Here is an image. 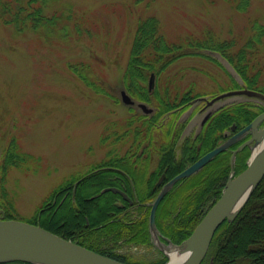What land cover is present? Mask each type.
I'll use <instances>...</instances> for the list:
<instances>
[{
	"label": "rangeland",
	"instance_id": "374dc122",
	"mask_svg": "<svg viewBox=\"0 0 264 264\" xmlns=\"http://www.w3.org/2000/svg\"><path fill=\"white\" fill-rule=\"evenodd\" d=\"M233 1L55 0L54 8L82 16L91 32L82 40L73 39L68 43H56V35L49 42L38 34H17L12 27L0 23V164L13 139L23 152L32 155L22 158L21 165L8 170L4 182L8 196L5 198L12 199L13 205L8 210L1 208L5 217L10 214L24 221L47 223L48 216L57 224L63 222L67 226L69 223L64 222V214L70 210L75 220L85 209L93 218V213L106 207V216L113 202L106 193H116V188L122 190L128 184L116 180L119 185L103 183L98 189L96 184L79 183L86 174L102 167L98 165L106 159L111 147L101 142L107 126L133 114L132 105L122 100L121 91L126 90L123 77L138 20L155 14L161 21L162 31L171 41L182 40L190 34L200 35L206 30H213L221 38H245L255 20L264 25V0H250L244 9H239ZM262 58L264 61V55ZM69 62L90 64L106 92L87 86L68 68ZM221 63L222 67L200 56L183 55L168 67L164 77L158 80L155 76L154 87L158 84L162 88L171 76L183 89L194 83L196 91L206 99L233 85L231 90L248 89L239 75H235L225 62ZM230 75L235 76L240 87L233 83ZM245 98L249 97L229 96L218 104ZM138 109L135 104L134 111L141 112ZM69 182H73L71 206L64 205L69 194L59 192ZM76 182L78 185L74 187ZM80 193L78 203L76 195ZM119 197L117 194L115 198L117 206L121 204L117 200ZM83 198L90 206L83 205ZM73 219L69 222L73 223ZM158 236L161 237L160 233ZM150 239L149 244L126 238L114 241L109 236L97 244L102 250L111 249L143 264L164 259L166 252L179 245L168 240L164 241L166 245H160L151 232Z\"/></svg>",
	"mask_w": 264,
	"mask_h": 264
},
{
	"label": "trees",
	"instance_id": "16d2710c",
	"mask_svg": "<svg viewBox=\"0 0 264 264\" xmlns=\"http://www.w3.org/2000/svg\"><path fill=\"white\" fill-rule=\"evenodd\" d=\"M54 1L0 0V23L12 27L17 34H38L49 42L56 35L57 38L54 40H57L56 43H68L73 39L79 41L91 34L82 16L78 17L72 11L65 12L54 8L52 5ZM226 1L231 2V0ZM233 2L239 9H244L251 1L234 0ZM138 21L131 55L123 77V86L136 102L151 104L154 109L151 113H144L140 108L138 110L141 112H136L134 106H130L133 110L132 115L121 121L111 122L102 137L101 143L111 147L106 159L98 165L102 167L86 174L79 183L96 184L98 189L103 183L109 186L119 185L120 183H116V176L119 173L108 167L122 168L134 181L135 191L130 186L129 180L126 177L123 178L128 184L124 190L137 200L135 203L138 204L137 208L131 209V203L123 207L117 206L115 204L117 194L108 191L106 194L113 202L108 209L110 215L107 213L102 219L91 218L88 210L85 209L80 212L77 220L73 219V223L68 220L67 226L62 222L58 228L54 227L53 217L48 216L47 223L31 222L128 263L139 262L129 259V256L114 253L111 249L102 250L97 242L110 236L114 241L126 238L128 241L150 244V206L146 203L151 202L159 193L160 187L157 182L160 175L165 174V181H169L186 168L183 166L178 171L172 170V165H176L178 161L176 150H185V163L192 162L199 156L197 146L187 149L186 146L178 144L179 147H175L178 143L179 130H175L173 135L170 127L175 124V118L182 115L184 109L190 105V101L202 93L196 91L194 83L183 89L180 83L171 76L167 77L162 88L157 84L150 90L147 81L151 74L154 73L159 80L179 57L195 55L209 59L220 67H222L221 62H225L227 67L236 73L235 75L240 76L244 86L264 93V61L262 58L264 55V25L258 21L253 22L250 34L245 38L240 36L221 38L213 30H206L200 35L190 34L178 41H171L165 35L161 21L155 14L141 17ZM68 68L93 90L106 92L90 64L69 62ZM232 76L230 75L233 83L240 87L239 83H236L235 76ZM232 88L234 85L227 87V90ZM246 99L221 105L211 117V125L204 136L208 135L211 139V136L216 134L218 145L226 138L225 132H233V125H235V130H240L264 111L263 101ZM240 143L234 145L233 148H237ZM212 147L213 145H204L200 152L204 153ZM29 156L32 155L23 152L19 143L13 139L0 164V208L8 210L13 205L11 198V200L5 198L8 195L4 182L9 168L21 165L24 162L22 158L26 159ZM249 156L250 150L246 147L237 153L234 167H232L231 151L224 150L199 172L179 180L158 207L156 222L161 233L175 244L187 239L206 212L221 196L232 169L236 175L243 172L247 167ZM104 166L107 167L104 168ZM71 183L73 184L69 182L61 187L62 191L59 190V192L69 194L68 199L64 201V205L68 206H71L74 199L71 195L70 188L73 186ZM80 197L81 193L76 195V202H80ZM82 203L90 206L84 198ZM123 211H125L124 215L116 216ZM136 215L138 217L135 220L133 217ZM7 218L16 219L10 214ZM87 218H89V223L86 224ZM94 238L97 239L91 240ZM206 259L207 261L212 259L211 264H264V177L236 218L233 221L225 220L218 227ZM166 261L165 257L153 264H163Z\"/></svg>",
	"mask_w": 264,
	"mask_h": 264
},
{
	"label": "water",
	"instance_id": "95a60500",
	"mask_svg": "<svg viewBox=\"0 0 264 264\" xmlns=\"http://www.w3.org/2000/svg\"><path fill=\"white\" fill-rule=\"evenodd\" d=\"M149 84L150 87L153 86L154 74L151 75ZM121 94L124 103L134 104V100L125 90H122ZM242 94L264 99V94L259 91L237 89L221 93L209 103H214L225 97ZM139 107L146 113H150L153 110L144 103H139ZM263 121L264 112L259 114L237 134L203 155L192 165L176 175L162 188L154 199L150 211L149 227L152 236L157 238L160 245H163L158 238L156 211L165 193L179 179L198 172L217 154L237 142L248 131L251 132V137L233 151L231 161L233 164L235 154L246 146H249L251 156L248 160L247 168L237 176H234V171L231 172L220 198L207 211L192 234L185 240V243L174 245L175 250L182 253L181 259L174 262L171 261L172 258L169 255V251L165 253L169 258L165 264H201L218 227L225 220L233 221L244 208L264 177V126L259 128L260 123ZM257 148H259V151L255 155L254 152ZM9 261H24L32 264H130L91 250L38 224L18 219H7L2 211L0 213V263Z\"/></svg>",
	"mask_w": 264,
	"mask_h": 264
},
{
	"label": "flooded vegetation",
	"instance_id": "af4514ba",
	"mask_svg": "<svg viewBox=\"0 0 264 264\" xmlns=\"http://www.w3.org/2000/svg\"><path fill=\"white\" fill-rule=\"evenodd\" d=\"M213 98H207L206 99L202 96H199V97L191 100L190 105L184 109L182 115L175 118V124L170 127V131L172 134L175 130H177V131L179 130L178 143L175 144V147H179V146H177L178 144L181 146H183V145L186 146L187 149H193L194 146L198 147L197 154L199 156L197 159L190 162L189 165L192 164L193 162H195L196 160H198L201 156H203L207 152L213 150L216 147L215 146L216 143H218V137L216 136V134L211 136V139H209L208 135H206V137L204 136V134L207 132V130L209 128V125H211L210 120H211V117L215 113L213 111L215 110V108H217L216 109V111H217L220 108V106L223 105V104L219 105L218 104L219 101L210 104L209 102L212 101ZM224 104H226V103H224ZM191 109H192V111L189 112ZM204 111L206 113L204 114V116H201ZM184 113H185V115H184ZM199 114H201V115H199ZM238 131L239 130H235V131L233 130V132H230V131L225 132L224 135L226 136V138H229V137L235 135ZM244 137H246L248 139L250 137V134H246ZM214 142H216V143H214ZM204 145L205 146L213 145V147L211 149H209L208 151L204 152L203 154H201L200 149ZM234 145L235 144H232L231 147L227 149V150L231 151V155H232V151L235 149V148H233ZM178 152L184 154L185 150L182 151L180 149ZM112 168H113L112 170H115L117 173H119L118 176H116V179L120 180L121 184H125L123 178L126 177L129 180V182L131 183V187L133 188V190L135 189V184H134L133 179L130 177V175L124 169L119 168V167H112ZM165 179H166L165 174L160 175L158 182H157V185L160 188L168 182V181H165ZM77 185H78V183L76 182L74 184V187H76ZM119 188H116L117 190H115L116 191L115 194L120 195V197L117 199L121 202L119 207H123V206H126L127 204L131 203L132 204L131 208H134L136 206L134 204L136 203L137 200H135L128 192L124 191V189H122L123 190L122 191ZM74 190H75V188H74ZM2 211L4 212V210H2L0 208V213ZM211 263H212V259H211V261H207V259L205 258L201 264H211ZM6 264H28V263H25V262H9Z\"/></svg>",
	"mask_w": 264,
	"mask_h": 264
},
{
	"label": "bare ground",
	"instance_id": "6f19581e",
	"mask_svg": "<svg viewBox=\"0 0 264 264\" xmlns=\"http://www.w3.org/2000/svg\"><path fill=\"white\" fill-rule=\"evenodd\" d=\"M258 151H259V148H257L256 150H255V152H254V154L256 155L257 153H258ZM176 153L178 154V156H177V158H178V161H177V163H176V165H172V170L173 171H178V169L179 168H181V167H183L186 163H185V155L183 154V153H180V152H178V151H176ZM108 169H110L111 170V168H108ZM183 171V170H182ZM176 176V175H175ZM174 176V177H175ZM173 177V178H174ZM173 178H171L169 181H171ZM168 181V182H169ZM170 191V190H169ZM169 191H167L166 193H165V196L169 193ZM162 201V200H161ZM116 202L117 201H115V204H116ZM152 202V201H151ZM151 202H147L146 203V205H149ZM118 205V204H117ZM111 206H112V203H111ZM106 207H104V208H102V209H100L99 211L97 210L95 213H93L92 214V217H93V219H95V220H99V219H102V218H104V216H105V214H106ZM70 212L71 211H68L67 213H65L64 214V216H65V220L66 221H68V220H70V219H73V217H75V216H71V214H70ZM124 212L125 211H123V212H120L118 215H116L117 217L119 216V215H124ZM72 213V212H71ZM110 221H113V219H110ZM52 225L54 226V227H56V228H58L60 225L59 224H57L56 223V221H54V223L52 222ZM165 240H168V237L167 236H165V235H163L162 234V241L164 242ZM183 243H185V240L184 241H182L181 243H179V245L180 244H183ZM164 244H166V243H164ZM169 255L171 256V261H177V260H179V259H181V255H182V253H180L178 250H171L170 252H169Z\"/></svg>",
	"mask_w": 264,
	"mask_h": 264
}]
</instances>
